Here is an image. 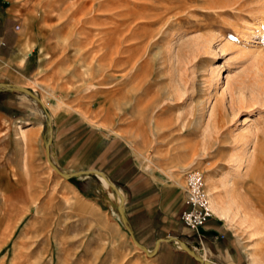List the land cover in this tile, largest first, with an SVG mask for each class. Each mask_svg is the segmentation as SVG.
I'll return each instance as SVG.
<instances>
[{
  "label": "rangeland",
  "instance_id": "obj_1",
  "mask_svg": "<svg viewBox=\"0 0 264 264\" xmlns=\"http://www.w3.org/2000/svg\"><path fill=\"white\" fill-rule=\"evenodd\" d=\"M23 6L34 62L22 94L41 127H0V264H152L117 195L87 194L85 173L50 158L59 127L64 148L89 130L118 135L143 168L182 185L199 170L206 192L214 183L239 210L221 221L239 251L264 264V0Z\"/></svg>",
  "mask_w": 264,
  "mask_h": 264
},
{
  "label": "crops",
  "instance_id": "obj_2",
  "mask_svg": "<svg viewBox=\"0 0 264 264\" xmlns=\"http://www.w3.org/2000/svg\"><path fill=\"white\" fill-rule=\"evenodd\" d=\"M23 1L0 0V127L8 134L23 123L41 127L36 116L40 105L22 94L30 88L34 62L32 49L28 50L31 42L23 32L29 30ZM62 130L59 127L50 140V158L69 172L85 173L83 178L91 179L87 194L101 196L110 189L117 195V214L130 241L152 264H251L216 215L196 229L179 221L180 212L188 208L180 176L149 172L118 135L89 130L72 142L69 139L64 148L67 139L60 135Z\"/></svg>",
  "mask_w": 264,
  "mask_h": 264
},
{
  "label": "built area",
  "instance_id": "obj_3",
  "mask_svg": "<svg viewBox=\"0 0 264 264\" xmlns=\"http://www.w3.org/2000/svg\"><path fill=\"white\" fill-rule=\"evenodd\" d=\"M187 209L180 212L179 221L189 229H196L212 217L208 205L202 174L197 169H188L183 174Z\"/></svg>",
  "mask_w": 264,
  "mask_h": 264
},
{
  "label": "bare ground",
  "instance_id": "obj_4",
  "mask_svg": "<svg viewBox=\"0 0 264 264\" xmlns=\"http://www.w3.org/2000/svg\"><path fill=\"white\" fill-rule=\"evenodd\" d=\"M216 78H217V75H216ZM204 189L206 192L205 183H204ZM207 192H206L207 201H208V205H209L212 215H216L220 219L227 222L229 225H231V223L234 222L236 218H240L239 216L240 213H239L238 208L234 207L232 203L220 200V198L217 196L218 194L216 192V185L214 183L212 182L208 183ZM257 261L255 260V264H261V263H258Z\"/></svg>",
  "mask_w": 264,
  "mask_h": 264
}]
</instances>
